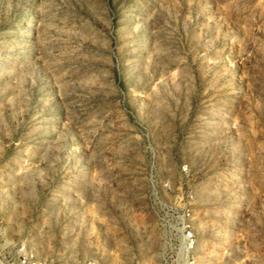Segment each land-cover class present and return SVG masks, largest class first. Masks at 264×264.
Listing matches in <instances>:
<instances>
[{"label": "rangeland", "instance_id": "374dc122", "mask_svg": "<svg viewBox=\"0 0 264 264\" xmlns=\"http://www.w3.org/2000/svg\"><path fill=\"white\" fill-rule=\"evenodd\" d=\"M167 206L264 264V0H0L3 250L158 264Z\"/></svg>", "mask_w": 264, "mask_h": 264}, {"label": "built area", "instance_id": "2783aa9c", "mask_svg": "<svg viewBox=\"0 0 264 264\" xmlns=\"http://www.w3.org/2000/svg\"><path fill=\"white\" fill-rule=\"evenodd\" d=\"M161 236L163 237V253L158 264H194L197 246L195 233L190 220V212L184 208L167 206L157 215ZM0 241L2 234L0 233ZM0 264H100L94 258H79L74 260L57 259L48 263L45 258L37 257L23 243L15 249V257L0 246ZM121 264H134L126 262Z\"/></svg>", "mask_w": 264, "mask_h": 264}, {"label": "crops", "instance_id": "0c3cea01", "mask_svg": "<svg viewBox=\"0 0 264 264\" xmlns=\"http://www.w3.org/2000/svg\"><path fill=\"white\" fill-rule=\"evenodd\" d=\"M4 244L7 245L8 243H7V242H4ZM4 244H3V245H4Z\"/></svg>", "mask_w": 264, "mask_h": 264}]
</instances>
